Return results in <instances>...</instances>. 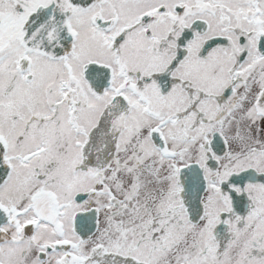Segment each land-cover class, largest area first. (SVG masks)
I'll list each match as a JSON object with an SVG mask.
<instances>
[{"label":"snow or ice","instance_id":"1","mask_svg":"<svg viewBox=\"0 0 264 264\" xmlns=\"http://www.w3.org/2000/svg\"><path fill=\"white\" fill-rule=\"evenodd\" d=\"M0 264H264V0H0Z\"/></svg>","mask_w":264,"mask_h":264}]
</instances>
